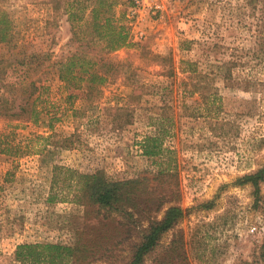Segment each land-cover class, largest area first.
I'll use <instances>...</instances> for the list:
<instances>
[{
  "label": "rangeland",
  "instance_id": "obj_1",
  "mask_svg": "<svg viewBox=\"0 0 264 264\" xmlns=\"http://www.w3.org/2000/svg\"><path fill=\"white\" fill-rule=\"evenodd\" d=\"M107 4L128 39L107 52L84 46L118 66L86 97L84 87L57 79L52 62L78 48L68 13L85 18L92 5ZM0 31V102L18 98L13 83L35 80L47 112L36 124L0 115V132L16 141L45 135L48 114H56L42 153L0 151V264H32L14 257L22 243L73 247L65 264H125L146 218H160L172 203L186 214L143 264H171L162 261L165 246L179 235L190 264H264V178L257 194L237 183L264 164V0H0ZM185 59L198 75L183 85ZM36 63L40 70L30 72ZM156 131L159 153L143 155L139 141ZM55 164L101 169L113 180L146 178L152 203L139 197L131 217L108 213L76 201L63 173L48 201ZM166 167L169 175L158 173Z\"/></svg>",
  "mask_w": 264,
  "mask_h": 264
},
{
  "label": "trees",
  "instance_id": "obj_2",
  "mask_svg": "<svg viewBox=\"0 0 264 264\" xmlns=\"http://www.w3.org/2000/svg\"><path fill=\"white\" fill-rule=\"evenodd\" d=\"M110 4H107L102 9L99 5H92L88 10L87 17H74L71 12L68 13V21L71 28L70 43L77 44L73 52H69L52 62L56 73V77L64 86L73 90L85 88L86 97L90 96L92 90L97 93L98 85H102L108 80L112 79L117 73L118 69L116 62L113 63L106 60L104 56H99L98 52H94L95 56H91V52L86 50L84 46L100 45V50L107 52L116 50L126 44L128 35L126 28L120 22L114 21L109 12ZM87 24L88 29L86 33L82 31V25ZM5 40V31H0V41ZM43 53H31L29 58H40ZM97 55V56H96ZM101 55V54H100ZM99 56V57H98ZM36 59V60H38ZM41 63H36L30 69V72L39 71ZM102 66H105L104 68ZM14 67V66H13ZM190 60H181L180 70L184 76L178 81L179 84L185 85V79L188 74L198 75L192 68ZM15 70L11 68V71ZM110 72L107 73V71ZM5 72L4 68H0V75ZM186 74V75H185ZM20 82H15L11 86V90L17 93V96L11 98V105L5 106L3 101L0 102V115L8 116L11 119H19L21 121L31 123H41L43 116L47 114L43 106V100L40 96V90L43 89L41 85L35 80L28 82L25 85H19ZM100 93V92H99ZM72 93L66 95V101L71 105ZM85 98V97H84ZM16 101V102H15ZM71 113L77 111L75 108H68ZM55 113L50 112L47 116V123L45 127L50 131L48 134H30L24 137V140L10 139L11 132H0V151L4 148H13L14 151H28L33 153H42L46 146L52 141L54 134L52 131V124L55 120ZM160 131V130H159ZM159 131L156 134L145 135L139 141L141 153L148 157L156 155L160 151L158 138L161 135ZM65 143V138H63ZM66 147L65 145H59ZM170 168L166 167L158 171L159 174L169 175ZM56 171V172H55ZM51 181H50V196L48 201L54 197L53 186L57 180L58 174L63 173L65 178H69L74 182L79 196L76 201L81 203H88L95 205L98 209L111 213L117 212L131 217L133 214L130 210L137 208L138 198L149 196L150 191L145 189L146 178L140 177L135 179H108L101 169H95L90 172H79L61 165L52 166ZM264 178V164L247 174L240 176L238 184L249 183L253 187L254 194L258 192L259 183ZM52 193V194H51ZM145 197L148 203H152L150 197ZM137 199V200H136ZM147 203V204H148ZM147 207V206H146ZM130 209V210H128ZM157 210V209H156ZM155 210V211H156ZM151 211V212H155ZM186 214V209L181 208L178 204H168L160 216L156 219L153 216L147 217L146 224L141 228L139 241L133 246L129 259L125 264H143L145 257L151 253L159 244L163 234L171 230ZM166 254L162 258L165 263L171 264H190L187 253L184 248L182 236L179 235L170 239L165 246ZM73 251V253H72ZM199 252L194 257H200ZM260 255H263L261 252ZM14 257L20 262L48 263V264H65L64 258L75 257L74 248L63 246L57 243H22L16 245ZM200 260V258H196ZM264 260V258H263Z\"/></svg>",
  "mask_w": 264,
  "mask_h": 264
},
{
  "label": "built area",
  "instance_id": "obj_3",
  "mask_svg": "<svg viewBox=\"0 0 264 264\" xmlns=\"http://www.w3.org/2000/svg\"><path fill=\"white\" fill-rule=\"evenodd\" d=\"M254 230V226H252L251 228H250V231H253Z\"/></svg>",
  "mask_w": 264,
  "mask_h": 264
}]
</instances>
